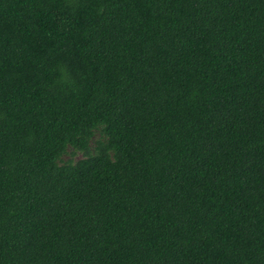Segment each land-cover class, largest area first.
I'll return each mask as SVG.
<instances>
[{"label":"trees","instance_id":"trees-1","mask_svg":"<svg viewBox=\"0 0 264 264\" xmlns=\"http://www.w3.org/2000/svg\"><path fill=\"white\" fill-rule=\"evenodd\" d=\"M0 264H264V0H0Z\"/></svg>","mask_w":264,"mask_h":264},{"label":"rangeland","instance_id":"rangeland-1","mask_svg":"<svg viewBox=\"0 0 264 264\" xmlns=\"http://www.w3.org/2000/svg\"><path fill=\"white\" fill-rule=\"evenodd\" d=\"M82 156L81 155H78V156H76V158L74 159V160H78V159H80Z\"/></svg>","mask_w":264,"mask_h":264}]
</instances>
